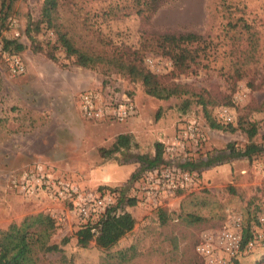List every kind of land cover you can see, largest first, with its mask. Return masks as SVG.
Wrapping results in <instances>:
<instances>
[{
  "label": "rangeland",
  "instance_id": "374dc122",
  "mask_svg": "<svg viewBox=\"0 0 264 264\" xmlns=\"http://www.w3.org/2000/svg\"><path fill=\"white\" fill-rule=\"evenodd\" d=\"M43 2L0 0V230L31 215L53 219L49 243L61 250L40 253L36 264H264V0H163L156 11L135 0H60L54 27L43 22L35 31ZM187 32L201 35L206 47L197 65L174 72L170 59L152 50L153 38ZM4 39L25 46L16 55L24 73H10ZM144 44L143 66L166 84L204 95L221 128L210 127L194 96L159 100L106 66L76 64L81 50L118 52ZM84 91L128 98L135 113L124 122L88 121L77 102ZM249 123L256 127L251 141L262 147L250 159L199 173L179 167L228 145L244 149ZM120 134L131 135V147L102 158L99 149H110ZM156 143L164 145L158 182L147 172L131 180L139 166L124 162L153 156ZM37 166L84 192L119 195L123 189L136 199L125 207L134 228L109 249L79 246L76 232L83 223L71 204L43 193L27 197L19 189L21 173ZM177 170L190 179L165 188L161 173ZM149 186L166 192L152 198ZM226 233L238 238L233 251L227 250ZM64 238L68 242L61 245Z\"/></svg>",
  "mask_w": 264,
  "mask_h": 264
},
{
  "label": "trees",
  "instance_id": "16d2710c",
  "mask_svg": "<svg viewBox=\"0 0 264 264\" xmlns=\"http://www.w3.org/2000/svg\"><path fill=\"white\" fill-rule=\"evenodd\" d=\"M60 0H44L41 19L35 24L34 30H39L40 23L53 28L54 14L57 12ZM137 5L144 4L148 8L156 11L163 3V0H144L143 3L135 0ZM5 7V5H4ZM9 9V6H6ZM144 9V10H145ZM143 12V9L138 11ZM6 13H4L5 18ZM62 37V36H61ZM147 40V39H146ZM150 40V39H149ZM152 41V39H151ZM205 40L201 35L195 33H164L153 38L152 50L156 53L168 57L172 62L174 72L184 73L198 64V60L206 47ZM66 41H63L65 46ZM25 46L18 40L4 39L2 52L8 55L20 54ZM147 49L144 44L142 49L130 50L122 48L118 52L95 53L85 50L77 52L76 64L87 69H96L99 66H106L109 70L116 71L133 82H140L146 95L159 100H168L172 97L190 95L198 98V102L203 106L205 116L211 128L217 129L222 126L211 119L208 110L204 106V95L185 89L178 84H166L152 72L148 71L142 63L141 52ZM50 59L57 61L54 55H49ZM194 92V93H193ZM186 101L185 106H187ZM185 109V108H183ZM229 129L233 130L232 127ZM247 133L249 143L244 149H236L234 145H228L225 150L216 151L195 161H183L179 167L184 171L202 172L212 167L224 164L236 159H250L254 154L262 151V147L254 142L252 138L256 134V127L249 123L244 128ZM132 138L129 134H120L112 143L110 149H99L102 158H111L114 154L128 150L131 147ZM164 145L155 144L153 156L145 154L134 155L128 163H135L137 170L132 174L131 180H135L144 172H152L157 169L163 161ZM116 191V190H113ZM135 198H128L124 190L120 189L117 203L96 221L88 222L76 232L77 244L86 247L94 243L101 249H109L116 245L135 225V220L130 213L125 211L126 206H134ZM119 211V213H117ZM55 231L53 219L47 215H31L26 217L20 224H10L7 229L0 230V264H36L40 253L60 252L57 244H50L49 241ZM68 242L62 239L61 245Z\"/></svg>",
  "mask_w": 264,
  "mask_h": 264
},
{
  "label": "built area",
  "instance_id": "2783aa9c",
  "mask_svg": "<svg viewBox=\"0 0 264 264\" xmlns=\"http://www.w3.org/2000/svg\"><path fill=\"white\" fill-rule=\"evenodd\" d=\"M8 61L9 70L12 75L24 73L25 66L18 56H10ZM77 102L82 117L93 122H124L135 113L136 109L133 101L128 98L116 100L106 97L97 91H84L80 93ZM189 131L191 132V137H193L192 134H195L194 128L189 127ZM147 174L153 178L152 183L154 181L158 182L156 180L159 174L158 171L154 170L147 172ZM161 174L165 182L163 185L169 189L183 186V182L190 179V175L187 172L178 171L172 174L169 171ZM20 176L19 189L25 196L36 197L37 194L43 193L54 201L67 202L71 204L73 211L77 214L83 225L96 221L107 209L112 208L117 203L118 195L115 192L105 191L94 194L81 191L60 177L45 172L41 166L28 168ZM179 179H181L180 182ZM146 190L147 194L152 198L159 197L161 190L166 192L164 188L160 189L156 186H149ZM261 220L264 221V217ZM225 239L228 245L227 250L233 251L237 248L239 241L236 236L226 233Z\"/></svg>",
  "mask_w": 264,
  "mask_h": 264
}]
</instances>
